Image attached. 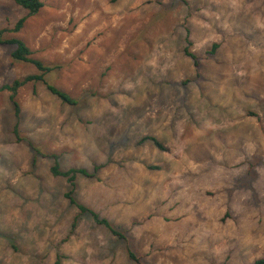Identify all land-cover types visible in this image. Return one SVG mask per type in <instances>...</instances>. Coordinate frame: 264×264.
I'll list each match as a JSON object with an SVG mask.
<instances>
[{"label":"rangeland","instance_id":"rangeland-1","mask_svg":"<svg viewBox=\"0 0 264 264\" xmlns=\"http://www.w3.org/2000/svg\"><path fill=\"white\" fill-rule=\"evenodd\" d=\"M41 1L6 37L78 104L28 84L17 120L0 91V264H135L128 246L148 264L264 258V0ZM25 16L0 0V30ZM13 50L0 88L37 72ZM52 155L93 175L75 199L128 241L70 204Z\"/></svg>","mask_w":264,"mask_h":264},{"label":"trees","instance_id":"trees-1","mask_svg":"<svg viewBox=\"0 0 264 264\" xmlns=\"http://www.w3.org/2000/svg\"><path fill=\"white\" fill-rule=\"evenodd\" d=\"M10 1L14 2L17 6L25 10L27 12V16L21 18L15 24L13 29L0 30V45L14 47V50L11 53L12 59L15 62L30 64L37 71L33 75H29L21 80H15L12 84H6L0 88L1 92L8 91L11 93L10 103L14 109L17 120H19L21 113L20 104L17 100L18 92L22 87L28 84L36 85L41 83L53 96L58 98L63 104L69 106H76L78 104V101L76 99H74L65 91L51 84L47 79V76L51 75L58 67L46 65L43 61L37 59L34 56V52L27 46V44L22 39L18 37H6L7 33H16V34L19 33L24 28L27 18L38 14L44 8V3L41 0H10ZM217 48L218 45L215 44L213 46L212 52L214 53ZM185 54L194 61L195 67L199 68L198 57L190 50L189 47L185 49ZM14 133L17 138V141L23 142V138L20 137L18 122L14 128ZM146 141H151L160 150H164L162 144L155 137H145L142 139L141 142L143 143ZM30 146L33 149H35L32 144H30ZM35 151L37 152V150ZM51 157L54 159L53 166L51 167V173L53 174V176L66 178L68 183L70 184V191L66 194V198L70 201V204L76 206L82 214L88 213L92 215V217L98 224L104 225L114 236L119 237L122 240L128 241L127 237H125V234L118 231L107 219L100 218V216L97 213L88 209L84 205L78 203L77 200L75 199L74 194L76 189L77 177L79 175H82L84 177L91 178L93 177V175H91L86 169H70L68 171H63L61 169L59 157L56 155H52ZM96 170H98V167H96ZM76 221L74 222L73 228H75L76 226ZM128 255L130 260H132L135 264H148L145 263L143 261V258L139 257L130 246H128ZM54 264H62V257L59 256ZM253 264H264V258L256 259Z\"/></svg>","mask_w":264,"mask_h":264}]
</instances>
